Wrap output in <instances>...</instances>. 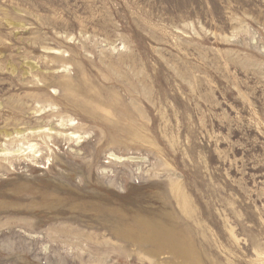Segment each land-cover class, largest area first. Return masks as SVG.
I'll return each mask as SVG.
<instances>
[{
	"label": "rangeland",
	"instance_id": "374dc122",
	"mask_svg": "<svg viewBox=\"0 0 264 264\" xmlns=\"http://www.w3.org/2000/svg\"><path fill=\"white\" fill-rule=\"evenodd\" d=\"M0 264H264V0H0Z\"/></svg>",
	"mask_w": 264,
	"mask_h": 264
},
{
	"label": "bare ground",
	"instance_id": "6f19581e",
	"mask_svg": "<svg viewBox=\"0 0 264 264\" xmlns=\"http://www.w3.org/2000/svg\"><path fill=\"white\" fill-rule=\"evenodd\" d=\"M13 70V69H12ZM36 129V128H35ZM32 130L31 133H35V132H44V131H49L51 132V134H53V129L52 128H39V129H36V130ZM6 136L7 137H10L12 136V133L11 132H5ZM14 133H16V136L13 137V142L17 143V148L12 152L11 150V153L9 151H7L8 149L7 148H4L2 149V151H6V154L8 155H11L12 157H15V158H20V157H33V158H37L39 156H41V150L38 148V143L36 142H32L30 141L29 139H27L28 137V133L29 132H26L25 130H21V129H17ZM57 133V132H56ZM61 134V133H59ZM63 134V133H62ZM67 135L70 139L72 138H76V140L78 142H81L83 139H84V135L80 134V133H77L75 131H71L67 134ZM47 137H51V135H48L46 134L45 135V142L47 143V140L48 138ZM110 157L114 160H119V161H125V160H128V161H138L139 160V157L137 156H128V157H125V156H121V155H118L114 152H111L110 153ZM14 159V158H13Z\"/></svg>",
	"mask_w": 264,
	"mask_h": 264
}]
</instances>
